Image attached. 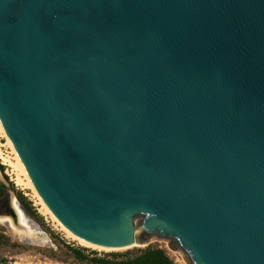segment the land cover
I'll return each mask as SVG.
<instances>
[{
    "label": "water",
    "instance_id": "water-1",
    "mask_svg": "<svg viewBox=\"0 0 264 264\" xmlns=\"http://www.w3.org/2000/svg\"><path fill=\"white\" fill-rule=\"evenodd\" d=\"M0 123L73 235L264 264V0H0Z\"/></svg>",
    "mask_w": 264,
    "mask_h": 264
},
{
    "label": "rangeland",
    "instance_id": "rangeland-1",
    "mask_svg": "<svg viewBox=\"0 0 264 264\" xmlns=\"http://www.w3.org/2000/svg\"><path fill=\"white\" fill-rule=\"evenodd\" d=\"M0 154V165L8 173L4 176L9 193L13 198V203L15 196L18 197L20 204L16 206L23 213V220L26 223L25 228L20 229L23 224L19 215L20 226L0 227V230L5 232L0 241V264H94L92 261L94 257L103 258L110 253L135 255L139 250L147 247L162 248L175 264H187L186 261L183 262L179 259L183 257L178 249L169 248L168 242L159 238L152 239L149 246L146 247L135 246L129 249H111L110 251L80 245L78 241L63 231L49 215H44L42 207L38 204L31 189L17 185L13 168L5 162L7 157L14 156L11 148L7 146V139L1 130ZM74 250H81L85 258H78Z\"/></svg>",
    "mask_w": 264,
    "mask_h": 264
},
{
    "label": "bare ground",
    "instance_id": "bare-ground-1",
    "mask_svg": "<svg viewBox=\"0 0 264 264\" xmlns=\"http://www.w3.org/2000/svg\"><path fill=\"white\" fill-rule=\"evenodd\" d=\"M0 130L3 133V136L7 139V146H9L12 150V155L14 157H7L6 159V163L7 165H9L10 167L13 168V172L16 175V181H17V185L19 186H23L27 189H31L34 193V196L37 198V202L38 204L42 207V211L44 212V215H49L57 224L58 226L65 231L70 237H72L74 240L78 241L80 245L85 246V247H89V248H93V249H98V250H103V251H110V248H105V247H101L92 243H89L88 241H85L84 239L77 237L75 235H73L71 233L70 230H68L57 218L56 216L52 213V211L46 206L45 202L43 201V199L41 198V196L39 195L37 189L35 188L34 184L32 183L31 179L29 178L28 174L26 173L20 159L18 158L10 140L8 139L1 123H0ZM4 154V153H3ZM1 155V154H0ZM19 211V215L22 218V224L23 227L21 226L20 229L25 228L24 225H26L25 221L23 220V213ZM19 229V230H20ZM23 235V233H22ZM151 243V242H150ZM135 246H139V245H134ZM117 250V249H114ZM181 261H185L183 258H179ZM179 261V260H178Z\"/></svg>",
    "mask_w": 264,
    "mask_h": 264
},
{
    "label": "trees",
    "instance_id": "trees-1",
    "mask_svg": "<svg viewBox=\"0 0 264 264\" xmlns=\"http://www.w3.org/2000/svg\"><path fill=\"white\" fill-rule=\"evenodd\" d=\"M78 258H85L81 250H74ZM94 264H175L167 252L159 247L141 249L135 255L110 253L101 257H94Z\"/></svg>",
    "mask_w": 264,
    "mask_h": 264
},
{
    "label": "flooded vegetation",
    "instance_id": "flooded-vegetation-1",
    "mask_svg": "<svg viewBox=\"0 0 264 264\" xmlns=\"http://www.w3.org/2000/svg\"><path fill=\"white\" fill-rule=\"evenodd\" d=\"M0 227L8 225L12 228V225L16 227L20 226L18 222L19 208L17 207L20 203L18 197L15 196V201L13 203V198L9 193L7 183L5 181L6 177L4 174L7 171H4V167L0 165ZM13 180V179H11ZM17 205V206H16ZM5 232L0 230V241Z\"/></svg>",
    "mask_w": 264,
    "mask_h": 264
}]
</instances>
